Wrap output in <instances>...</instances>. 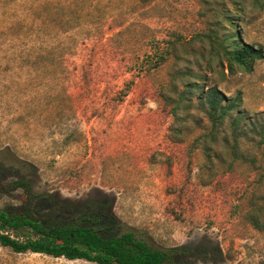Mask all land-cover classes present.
<instances>
[{"label": "rangeland", "instance_id": "1", "mask_svg": "<svg viewBox=\"0 0 264 264\" xmlns=\"http://www.w3.org/2000/svg\"><path fill=\"white\" fill-rule=\"evenodd\" d=\"M215 30L238 31L264 50V8L251 0H0V210L59 222L93 214L108 236L132 231L156 248L204 249L192 264H264V231L249 220L258 209L264 219V147L243 141L256 165L225 152L210 164L196 142L209 127L197 96L179 122L162 97L175 101L171 89L195 81L240 96L249 121L262 119L264 59L251 71L222 73L216 59L208 68L196 39ZM172 45L178 58L149 62ZM0 264L95 263L0 245Z\"/></svg>", "mask_w": 264, "mask_h": 264}, {"label": "trees", "instance_id": "2", "mask_svg": "<svg viewBox=\"0 0 264 264\" xmlns=\"http://www.w3.org/2000/svg\"><path fill=\"white\" fill-rule=\"evenodd\" d=\"M137 1L145 3L150 0ZM251 5L255 9H262L264 0H251ZM234 10L239 12L237 8ZM225 18L228 24H233L229 16ZM35 34H40V31L37 29ZM196 40L200 44L199 59L205 60L210 69L216 59L222 73L225 69L231 74L237 70L251 71L257 60L264 59L263 48L257 49L245 43L238 31L220 33L215 30L199 34ZM47 44L41 40L40 48H45ZM171 55L178 58L175 45L157 49L153 56L149 55L147 58L152 62L155 57L156 62L161 64ZM196 64L200 65L199 61ZM196 79H201V76H196ZM172 92L178 94L175 101H172L170 94L162 97L167 105L172 103L171 114L177 122L181 120L179 113L188 112L195 104L193 97L197 96L198 108L208 119L209 127L196 142L202 146L210 164L215 159L223 161L222 154L225 152L233 161L256 165L257 158L248 155L242 145L245 141L251 142L258 149L264 147V112L261 113L262 119L249 121L247 115L240 111V96L227 99L217 87L205 90L195 81H186L181 92L175 88L171 89L170 93ZM173 131L176 135L180 132L177 127ZM256 138H259L258 141ZM221 147L222 151L219 149ZM261 210L250 214L249 220L256 229L264 231ZM86 220L92 223H85ZM100 222H103L102 216L96 217L93 214L90 217L79 215L77 220L71 222H59L47 221L31 211L0 210V245L18 254H43L95 264H192V258L201 257L205 253L204 249L191 251L187 247L156 248L139 239L132 231L108 236L105 232L107 228L101 227Z\"/></svg>", "mask_w": 264, "mask_h": 264}]
</instances>
